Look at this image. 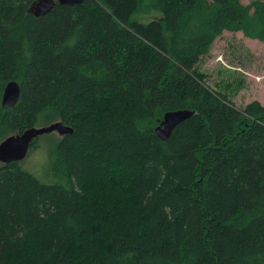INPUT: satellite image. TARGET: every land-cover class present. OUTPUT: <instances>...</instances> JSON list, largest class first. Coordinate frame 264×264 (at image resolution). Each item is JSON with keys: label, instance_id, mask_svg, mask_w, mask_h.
<instances>
[{"label": "trees", "instance_id": "16d2710c", "mask_svg": "<svg viewBox=\"0 0 264 264\" xmlns=\"http://www.w3.org/2000/svg\"><path fill=\"white\" fill-rule=\"evenodd\" d=\"M34 1L0 0V141L39 119L72 132L48 182L0 163V264H264V105L196 71L224 30L264 43V1ZM177 109L163 141L147 123Z\"/></svg>", "mask_w": 264, "mask_h": 264}, {"label": "rangeland", "instance_id": "374dc122", "mask_svg": "<svg viewBox=\"0 0 264 264\" xmlns=\"http://www.w3.org/2000/svg\"><path fill=\"white\" fill-rule=\"evenodd\" d=\"M253 1L256 0H240L243 4ZM160 16L159 11L149 9L134 14L132 19L147 23ZM196 71L211 96H224L228 104L237 108H244L254 101L264 105V43L258 39L247 37L241 31H222L200 58ZM156 121L154 119L147 124L155 127ZM49 124L39 119L35 127ZM59 137L57 132L37 137V146L30 148L19 161L20 167L44 182L50 181L47 167Z\"/></svg>", "mask_w": 264, "mask_h": 264}, {"label": "water", "instance_id": "95a60500", "mask_svg": "<svg viewBox=\"0 0 264 264\" xmlns=\"http://www.w3.org/2000/svg\"><path fill=\"white\" fill-rule=\"evenodd\" d=\"M83 0H36L29 7L28 11L39 17L52 11L58 4H80ZM20 88L16 81H9L3 90L1 106L10 108L14 106L19 98ZM189 109H177L164 112L162 118L158 120L153 128L154 132L161 140H166L173 129L192 115ZM57 132L60 136L70 134L72 128L65 125L62 121L51 123L41 127H30L21 133L7 136L0 141V163L19 162L28 153L32 142L42 134Z\"/></svg>", "mask_w": 264, "mask_h": 264}]
</instances>
